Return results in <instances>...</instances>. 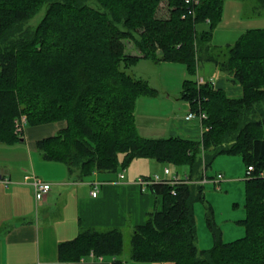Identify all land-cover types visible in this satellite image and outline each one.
Instances as JSON below:
<instances>
[{
  "label": "trees",
  "instance_id": "obj_1",
  "mask_svg": "<svg viewBox=\"0 0 264 264\" xmlns=\"http://www.w3.org/2000/svg\"><path fill=\"white\" fill-rule=\"evenodd\" d=\"M161 1L0 0V142L20 140L23 132L15 131L14 120L21 114L32 126L63 121L35 146L43 159L65 163L79 178L146 158L175 171L184 167L198 180L216 156L238 155L245 167L241 237L222 239L205 183L157 182L147 190L160 207L133 226L129 257L164 264H264V27L214 45L211 32L224 0H165L168 17L159 18ZM253 7L264 14V0H253ZM204 23L210 28H198ZM125 41L132 44L129 50ZM139 58L181 62L191 74L209 61L238 89L229 94L215 82L198 86L186 78L181 97L189 108L199 105L206 112L203 124L209 128L197 138L144 136L136 128L135 101L154 90L126 71ZM195 202L204 203L210 247L197 245ZM122 251L119 227L82 228L57 245L65 261L92 252L122 264Z\"/></svg>",
  "mask_w": 264,
  "mask_h": 264
},
{
  "label": "crops",
  "instance_id": "obj_2",
  "mask_svg": "<svg viewBox=\"0 0 264 264\" xmlns=\"http://www.w3.org/2000/svg\"><path fill=\"white\" fill-rule=\"evenodd\" d=\"M251 12L258 14L253 4ZM204 62L207 81L225 87L229 93L237 91V85L221 76L212 62ZM170 97V93L165 95L167 100ZM184 101L183 116L189 109L188 102ZM183 116L175 119L164 110L139 112L135 109L136 128L144 136L197 138V122L187 121ZM63 126L64 122L59 121L33 126L39 127L36 131L32 127L23 128L22 140L0 142V178L8 180L7 184L0 180V264H112L111 259L90 254L78 260H61L57 245L73 238L82 228H133L158 203L149 190H141L135 182L139 175L159 171L146 158H136L118 171H95L82 178L69 172L63 162L43 159L35 141ZM135 163L146 169L134 168ZM228 164L223 167L226 172L233 169V164ZM237 172L241 174L239 169ZM32 176L50 183L49 190L39 200L35 199ZM95 186L97 193L93 196L91 190ZM204 239L206 243L200 244L197 237L200 248L210 244L206 236Z\"/></svg>",
  "mask_w": 264,
  "mask_h": 264
},
{
  "label": "rangeland",
  "instance_id": "obj_3",
  "mask_svg": "<svg viewBox=\"0 0 264 264\" xmlns=\"http://www.w3.org/2000/svg\"><path fill=\"white\" fill-rule=\"evenodd\" d=\"M252 4L253 0H224L220 19L212 28L211 42L217 45H225L227 43H232L241 33L249 28H263L264 14L251 12ZM167 7L168 6L165 0L159 2L156 9V16L159 18H167ZM41 13L42 10L39 11L32 20L36 22ZM198 28L208 29L210 26L209 24L204 23L202 26H198ZM131 46L132 44L130 41H125L126 50H129ZM132 52H136V50L132 49ZM206 67L207 65L205 62H200L195 73L191 74L188 73L185 65L181 62H156L151 58H139L135 61V63L128 67L126 71L132 76L144 80L147 87L154 91L150 94L138 96L135 101V109L139 112H157L159 110H164L175 119L180 116L182 117L186 109L185 99H183L180 95L182 83L186 78L195 80L196 74L204 76L206 74ZM221 76L224 77L225 74H221ZM214 77L216 79L217 76L215 75ZM167 93H170L171 96L168 100L165 99V95ZM20 116L25 118L24 114H21ZM43 124L50 125V123ZM23 126L25 130L32 127V129L36 131L38 130L37 128H39H35L28 124H24ZM148 160L154 163L152 165L154 170L160 171L161 169L162 171L161 163L155 161L154 159ZM228 162L233 164V169L230 172L223 170V167H225ZM134 168L139 170L146 169L145 166L136 163ZM169 168L171 170L175 169L172 166H169ZM176 169L179 174L184 172V167H177ZM237 169H239L241 174L237 172ZM217 173H222L223 176L220 181V187H217L216 185L214 186L211 181L206 182L204 187L205 199L212 208V216L216 225L219 226L222 231V239L224 241H230L241 237L244 233L243 225L239 222V220L245 215L243 207L245 167L240 156L220 154L216 156L210 166L206 168V175L208 177H213ZM158 207H160V204L157 203L156 208ZM194 215L199 243L205 244L206 240L204 238L206 236L207 241L210 243L208 247H210L212 245V237L205 221L204 203L195 202ZM120 229L123 235V251L118 257L119 259L126 261L129 264H164L163 262H137L130 259L129 236L132 228L123 226ZM105 258L110 259V257Z\"/></svg>",
  "mask_w": 264,
  "mask_h": 264
},
{
  "label": "built area",
  "instance_id": "obj_4",
  "mask_svg": "<svg viewBox=\"0 0 264 264\" xmlns=\"http://www.w3.org/2000/svg\"><path fill=\"white\" fill-rule=\"evenodd\" d=\"M186 4L197 3L198 0H184ZM188 12H192L191 8H189ZM184 15H182L183 17ZM213 82L212 80H209ZM195 82L198 86L202 85L203 83L207 82L205 77L201 74H196ZM184 119L187 121L194 120L197 122L198 125V132L200 136H202L203 132L206 131L209 126L203 124V120L207 118L206 112L198 105L195 109L189 108L187 112L184 114ZM25 124V118L20 116L19 118L14 120V127L15 131L18 133L23 132V125ZM247 169L250 170L252 167L250 165L247 166ZM222 173H217L213 177H208L205 173V167L203 166V173L202 177L198 180L191 179L188 177L186 173L179 174L178 171L171 170L169 166H163L161 173L153 172L149 175H139L135 178V182L138 184L141 190H147L148 186L161 182V183H169V184H177V183H193V182H200L206 183L208 181L213 182L214 185L220 187V181L222 179ZM2 182L7 184L8 180L0 178ZM31 184L34 189L35 199H41L44 194L49 190L50 183L42 180L37 176L31 177ZM174 193V190L171 191ZM97 193V186L93 190H91V195L95 196ZM91 256H94L92 252L89 253ZM101 259V256H98ZM122 264H128L127 262H123Z\"/></svg>",
  "mask_w": 264,
  "mask_h": 264
},
{
  "label": "water",
  "instance_id": "obj_5",
  "mask_svg": "<svg viewBox=\"0 0 264 264\" xmlns=\"http://www.w3.org/2000/svg\"><path fill=\"white\" fill-rule=\"evenodd\" d=\"M23 138L21 137L20 140H22Z\"/></svg>",
  "mask_w": 264,
  "mask_h": 264
}]
</instances>
